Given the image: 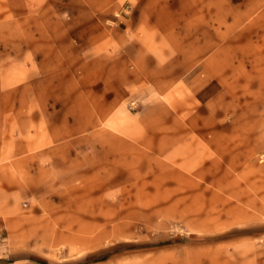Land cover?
Listing matches in <instances>:
<instances>
[{
    "label": "rangeland",
    "instance_id": "rangeland-1",
    "mask_svg": "<svg viewBox=\"0 0 264 264\" xmlns=\"http://www.w3.org/2000/svg\"><path fill=\"white\" fill-rule=\"evenodd\" d=\"M1 256L264 264V0H0Z\"/></svg>",
    "mask_w": 264,
    "mask_h": 264
},
{
    "label": "crops",
    "instance_id": "crops-1",
    "mask_svg": "<svg viewBox=\"0 0 264 264\" xmlns=\"http://www.w3.org/2000/svg\"><path fill=\"white\" fill-rule=\"evenodd\" d=\"M2 258L0 259V262H2V264H6L7 262V258L4 256H1Z\"/></svg>",
    "mask_w": 264,
    "mask_h": 264
}]
</instances>
